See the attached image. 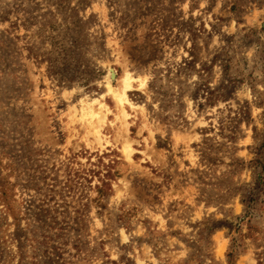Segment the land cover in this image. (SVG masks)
Instances as JSON below:
<instances>
[{
    "label": "rangeland",
    "instance_id": "1",
    "mask_svg": "<svg viewBox=\"0 0 264 264\" xmlns=\"http://www.w3.org/2000/svg\"><path fill=\"white\" fill-rule=\"evenodd\" d=\"M0 264H264V0H0Z\"/></svg>",
    "mask_w": 264,
    "mask_h": 264
},
{
    "label": "trees",
    "instance_id": "2",
    "mask_svg": "<svg viewBox=\"0 0 264 264\" xmlns=\"http://www.w3.org/2000/svg\"><path fill=\"white\" fill-rule=\"evenodd\" d=\"M76 42H73V45H64L61 44L60 46H58V54L55 58L51 59L49 58V64L51 67V70L53 71L54 74H56V76H59L60 78H62L64 76V73H67L63 78L65 79V81L69 84H72L76 81V79H80L78 76V72L77 68H70L71 64H70V52L76 49ZM61 49V50H60ZM96 74H99L100 76V71L97 70V72H93L91 74V76L89 78H83V82L86 83V85L88 84L87 82L90 80H97L98 77H96ZM233 252H230L228 254V257L231 258L232 257Z\"/></svg>",
    "mask_w": 264,
    "mask_h": 264
},
{
    "label": "bare ground",
    "instance_id": "3",
    "mask_svg": "<svg viewBox=\"0 0 264 264\" xmlns=\"http://www.w3.org/2000/svg\"><path fill=\"white\" fill-rule=\"evenodd\" d=\"M112 77V76H111ZM107 90L109 93H112L115 97V99H117V101L122 104L124 101H126V92L131 88L130 85V79L128 77L127 74H125V77L121 80V89L120 91H114L113 88L110 86L109 82L106 84ZM87 114L89 115H94V113L92 111L87 112ZM97 135V133H96ZM124 154H128V152H130L129 147L124 146L123 148Z\"/></svg>",
    "mask_w": 264,
    "mask_h": 264
}]
</instances>
